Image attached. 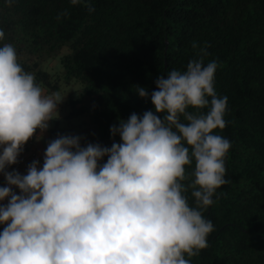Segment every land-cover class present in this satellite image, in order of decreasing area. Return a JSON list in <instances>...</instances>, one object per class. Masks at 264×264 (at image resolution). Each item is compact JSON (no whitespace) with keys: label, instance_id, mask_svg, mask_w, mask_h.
<instances>
[{"label":"clouds","instance_id":"clouds-1","mask_svg":"<svg viewBox=\"0 0 264 264\" xmlns=\"http://www.w3.org/2000/svg\"><path fill=\"white\" fill-rule=\"evenodd\" d=\"M70 3L95 10L91 0ZM207 55L205 46L186 70L155 81L150 99L162 118L149 110L120 119L110 131L121 142L111 147L58 135L43 165L34 160L21 174L6 169L37 129L43 133L58 118L65 98L44 94L16 48L0 44V264H192L215 230L203 211L230 182L225 158L232 145L216 132L226 127L228 97L217 94L218 63L205 64ZM135 91L149 97L143 86Z\"/></svg>","mask_w":264,"mask_h":264},{"label":"trees","instance_id":"trees-1","mask_svg":"<svg viewBox=\"0 0 264 264\" xmlns=\"http://www.w3.org/2000/svg\"><path fill=\"white\" fill-rule=\"evenodd\" d=\"M91 4L90 13L70 0H0L5 32L0 44L16 48L19 63L34 74L44 94L73 88L74 94L58 105V112L64 106L67 111L48 129L50 141L72 134L82 137L81 146L121 142L110 127L133 112L155 113L150 99L155 81L172 69L186 70L206 46L205 64L218 63L215 90L228 97L226 127L216 132L232 145L225 158L230 182L217 189L213 205L203 211L215 226L209 246L190 259L192 264H264V0ZM57 57V72L45 69L44 62ZM136 86L145 87L149 97H140ZM17 168L27 172L28 167ZM193 169L194 161L186 166L189 174ZM191 191L187 195L194 206Z\"/></svg>","mask_w":264,"mask_h":264},{"label":"crops","instance_id":"crops-1","mask_svg":"<svg viewBox=\"0 0 264 264\" xmlns=\"http://www.w3.org/2000/svg\"><path fill=\"white\" fill-rule=\"evenodd\" d=\"M37 130H38L37 136H42V138L39 140L34 138L31 146L28 149L22 151V155L25 156L26 158H29L32 161L38 160L40 162V166H42L43 165V163H41V161H43L42 157H44L45 149L47 147V144L50 142V136H49L48 129L46 131H44L43 133H41L39 129H37ZM6 170L7 171L16 170V171L20 172L21 174L27 173L23 169H20L17 167H12V166H8ZM5 184H6L5 177H4L3 173H0V186H4ZM14 191L18 195L20 194V190L18 188H14ZM7 202L8 201L6 198L5 201H3V203L7 204Z\"/></svg>","mask_w":264,"mask_h":264},{"label":"rangeland","instance_id":"rangeland-1","mask_svg":"<svg viewBox=\"0 0 264 264\" xmlns=\"http://www.w3.org/2000/svg\"><path fill=\"white\" fill-rule=\"evenodd\" d=\"M54 59H56V60H54ZM54 59H48V60H46V61L44 62V63H45V65H44L45 69L50 68L49 70H54L55 72H57V70H58V68H59V64H58V67H57V63L59 62V57L54 58ZM57 60H58V61H57ZM44 63H43V64H44ZM58 93L61 95L62 98H65V99H66L67 97H69L70 95L72 96V94H74V92H73V88H67V87H63ZM64 102H65V100H64ZM59 110H60V111L56 113V116H57V115L60 116L61 114H64V113L67 111V107H66V106H64V107H60ZM53 121H54V119H53L52 121H50V126H49V128L52 127V125H53ZM49 128H48V129H49ZM20 155H21V153H20ZM12 167H17V166L13 165Z\"/></svg>","mask_w":264,"mask_h":264},{"label":"built area","instance_id":"built-area-1","mask_svg":"<svg viewBox=\"0 0 264 264\" xmlns=\"http://www.w3.org/2000/svg\"><path fill=\"white\" fill-rule=\"evenodd\" d=\"M32 142L29 143V145H24V148H23V151L24 149H28L30 146H31ZM27 162V163H25ZM28 163H29V160H26L25 161V156L22 155V152H21V155H19L18 157V162L16 164H14L15 166H22V165H25L26 167H28Z\"/></svg>","mask_w":264,"mask_h":264}]
</instances>
